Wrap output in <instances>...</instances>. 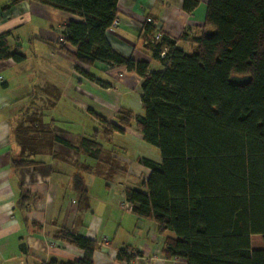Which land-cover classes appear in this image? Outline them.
<instances>
[{"label":"trees","instance_id":"trees-1","mask_svg":"<svg viewBox=\"0 0 264 264\" xmlns=\"http://www.w3.org/2000/svg\"><path fill=\"white\" fill-rule=\"evenodd\" d=\"M24 1L76 18L62 27V42L46 43L51 51L91 68L105 64L106 72L124 68L142 80V116L122 109L116 124L95 117L106 138L135 123L144 142L159 150V163L142 161L150 171L147 194L124 195L132 213L152 220L165 237L164 257L186 264H264V250L251 248V236H264V0H207L200 32L184 31L176 40L160 32L154 41L153 22L145 20L141 43L160 71L107 43L119 0H15L8 7ZM200 3L182 0V10L190 14ZM7 38L0 35V61L20 63L24 57L19 48L10 50ZM232 77L250 80L238 85ZM80 148L90 161L99 160L96 136L81 139ZM20 166L28 165L14 162ZM58 236L83 250L74 264H92L96 242L68 231ZM123 252L118 260L136 256Z\"/></svg>","mask_w":264,"mask_h":264},{"label":"crops","instance_id":"crops-1","mask_svg":"<svg viewBox=\"0 0 264 264\" xmlns=\"http://www.w3.org/2000/svg\"><path fill=\"white\" fill-rule=\"evenodd\" d=\"M13 1L0 0V35L24 59L0 61V264L78 263L83 250L63 241L61 231L96 242L92 264H186L164 257L165 237L125 200L126 190L147 194L150 171L142 161L159 163V150L144 142L135 124L106 138L95 117L116 124L120 110L142 109V80L124 68L116 69L117 77L105 64L91 68L51 51L46 43L62 42V27L76 18L27 1L8 7ZM206 1L188 14L182 0H119V25L106 31V41L160 71L141 43L145 20L175 40L184 31L198 34ZM94 136L102 149L95 162L79 149L81 139ZM103 240L111 248L100 245ZM125 249L136 256L118 260Z\"/></svg>","mask_w":264,"mask_h":264},{"label":"rangeland","instance_id":"rangeland-1","mask_svg":"<svg viewBox=\"0 0 264 264\" xmlns=\"http://www.w3.org/2000/svg\"><path fill=\"white\" fill-rule=\"evenodd\" d=\"M115 73L116 72H114L113 74H115ZM136 98H137V96H136ZM133 114L134 115L142 116L144 114V112L139 107L137 110H135V113L133 112ZM132 124H135V123H132ZM125 209H127V208H125L124 206H122V210H125ZM110 246L111 245L109 243V247L108 248H111ZM251 248L253 250H264V236H262V235H253V236H251ZM124 253L126 254V252H124ZM133 255H134V253H133Z\"/></svg>","mask_w":264,"mask_h":264},{"label":"built area","instance_id":"built-area-1","mask_svg":"<svg viewBox=\"0 0 264 264\" xmlns=\"http://www.w3.org/2000/svg\"><path fill=\"white\" fill-rule=\"evenodd\" d=\"M147 22H151V19L147 18L146 19ZM119 25V21L115 20L113 22V26L117 27ZM161 37V33L160 32H156L155 36H154V41H158ZM164 55V52L161 54V56ZM111 72H116L115 75H117V77H122V73L117 72L116 70H112ZM100 245H103L105 247H109V241L107 240H103L102 243H100ZM124 252H126L127 256H132L133 252L130 249H125Z\"/></svg>","mask_w":264,"mask_h":264},{"label":"water","instance_id":"water-1","mask_svg":"<svg viewBox=\"0 0 264 264\" xmlns=\"http://www.w3.org/2000/svg\"><path fill=\"white\" fill-rule=\"evenodd\" d=\"M250 78L249 77H232L230 79V82L232 84H238V85H242V84H245L247 82H249ZM24 245V244H22Z\"/></svg>","mask_w":264,"mask_h":264}]
</instances>
